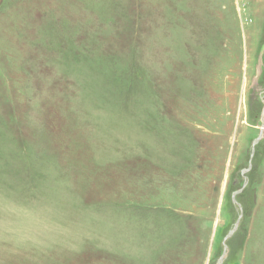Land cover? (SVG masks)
<instances>
[{"label":"rangeland","instance_id":"374dc122","mask_svg":"<svg viewBox=\"0 0 264 264\" xmlns=\"http://www.w3.org/2000/svg\"><path fill=\"white\" fill-rule=\"evenodd\" d=\"M222 257L264 264V0H0V264Z\"/></svg>","mask_w":264,"mask_h":264},{"label":"water","instance_id":"95a60500","mask_svg":"<svg viewBox=\"0 0 264 264\" xmlns=\"http://www.w3.org/2000/svg\"><path fill=\"white\" fill-rule=\"evenodd\" d=\"M262 137V135H260L258 138H256L255 139V141H254V146L259 142V139ZM252 155H253V153H252ZM240 219V218H239ZM238 224V223H237ZM237 224H236V226H237ZM235 226V227H236ZM229 235H230V233H229ZM228 237V236H227ZM226 248V247H225ZM222 261H223V257L221 258V259H219V262H218V264H221L222 263Z\"/></svg>","mask_w":264,"mask_h":264},{"label":"bare ground","instance_id":"6f19581e","mask_svg":"<svg viewBox=\"0 0 264 264\" xmlns=\"http://www.w3.org/2000/svg\"><path fill=\"white\" fill-rule=\"evenodd\" d=\"M124 189V188H123ZM129 193V192H128ZM114 252V251H113Z\"/></svg>","mask_w":264,"mask_h":264}]
</instances>
